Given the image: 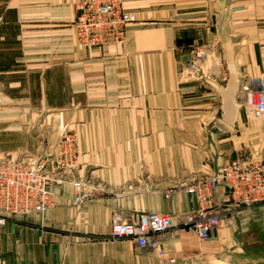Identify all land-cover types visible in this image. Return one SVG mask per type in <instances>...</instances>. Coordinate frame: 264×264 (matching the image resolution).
I'll return each instance as SVG.
<instances>
[{"label": "crops", "instance_id": "0c3cea01", "mask_svg": "<svg viewBox=\"0 0 264 264\" xmlns=\"http://www.w3.org/2000/svg\"><path fill=\"white\" fill-rule=\"evenodd\" d=\"M80 1L0 0L1 130L25 137L0 159L47 155L75 132L81 190L93 196L77 205L73 185H52L54 208L0 228V264H264V203L236 206L220 187L222 222L200 241L196 198L165 197L227 160L264 155V119L242 106L244 87L264 82V0H123L137 17L125 43L90 48L73 26ZM232 80L229 124L216 84ZM118 212L170 215L175 226L139 247L111 238Z\"/></svg>", "mask_w": 264, "mask_h": 264}, {"label": "built area", "instance_id": "2783aa9c", "mask_svg": "<svg viewBox=\"0 0 264 264\" xmlns=\"http://www.w3.org/2000/svg\"><path fill=\"white\" fill-rule=\"evenodd\" d=\"M136 22L135 13L125 9L123 0H81L77 4L73 26L81 45L90 48L123 45L127 28ZM205 56V49L196 51L198 60ZM244 92L242 106L245 111L252 119L263 120L264 82L253 81L244 87ZM80 169L78 142L72 133L60 137L47 155L21 154L0 159V228L15 217L42 215L54 208L56 200L51 186L55 184L73 185L77 205L90 201L92 194L81 190ZM220 187L226 190L229 200L236 206L249 208L264 203V155L258 159L240 155L190 185L167 189V199L180 189L196 198L197 208L191 213L190 226L200 241L210 240L222 222L223 211L214 198ZM174 226L170 215L140 213L131 222L118 212L112 216L110 236L112 239H130L139 247H146L153 235L172 231ZM159 255L167 258L163 251ZM168 260L174 262L172 258Z\"/></svg>", "mask_w": 264, "mask_h": 264}, {"label": "water", "instance_id": "95a60500", "mask_svg": "<svg viewBox=\"0 0 264 264\" xmlns=\"http://www.w3.org/2000/svg\"><path fill=\"white\" fill-rule=\"evenodd\" d=\"M216 85H217L219 92L223 95V98H224V106H223L224 120L229 124H233L237 110H238L237 109L238 105L235 102L237 83L234 80H232L228 84L226 89L219 86L218 84H216Z\"/></svg>", "mask_w": 264, "mask_h": 264}, {"label": "rangeland", "instance_id": "374dc122", "mask_svg": "<svg viewBox=\"0 0 264 264\" xmlns=\"http://www.w3.org/2000/svg\"><path fill=\"white\" fill-rule=\"evenodd\" d=\"M2 127L3 125H1L0 123V150L12 148L14 146L22 144L25 141V137H22L20 135H5L3 133L4 130H1ZM70 133L75 134L77 138V134L75 132H70ZM88 193H91V192H88Z\"/></svg>", "mask_w": 264, "mask_h": 264}]
</instances>
